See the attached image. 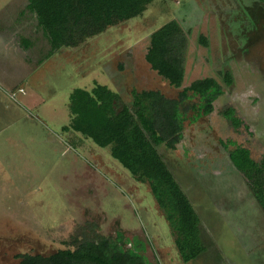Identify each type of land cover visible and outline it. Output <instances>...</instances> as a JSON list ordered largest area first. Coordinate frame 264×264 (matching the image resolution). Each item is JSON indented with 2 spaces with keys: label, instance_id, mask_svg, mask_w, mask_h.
Returning <instances> with one entry per match:
<instances>
[{
  "label": "rangeland",
  "instance_id": "1",
  "mask_svg": "<svg viewBox=\"0 0 264 264\" xmlns=\"http://www.w3.org/2000/svg\"><path fill=\"white\" fill-rule=\"evenodd\" d=\"M28 3L0 0V126L17 119L12 131L0 135V264L67 249L65 243L89 224L106 237L121 230L146 242L150 264H264V210L222 145L235 142L257 162L264 157V0H156L141 16L96 35L85 19L73 29L72 45L63 46L37 75L51 47L26 11ZM172 21L187 38L180 89L145 60L151 35ZM5 41L17 46V55ZM207 78L225 91L215 112L187 121L177 150L158 148L201 220L207 251L184 263L149 184L137 182L110 148L62 127L71 123V93L90 90L95 82L112 87L132 108L134 92L157 91L176 100ZM16 85L37 91L44 102L30 107L24 96L3 95H13L9 89ZM228 108L242 123L238 129L222 115ZM108 158L119 168L107 164Z\"/></svg>",
  "mask_w": 264,
  "mask_h": 264
},
{
  "label": "trees",
  "instance_id": "2",
  "mask_svg": "<svg viewBox=\"0 0 264 264\" xmlns=\"http://www.w3.org/2000/svg\"><path fill=\"white\" fill-rule=\"evenodd\" d=\"M156 0H29L27 11L35 16L38 28L47 39L51 57L63 46L72 45L73 29L87 19L91 35L102 32L144 14ZM204 46L207 40L201 39ZM26 49L31 42L24 40ZM187 38L176 21L169 22L151 35L146 63L175 89L185 81ZM232 86L230 73L224 79ZM225 94L215 79L194 82L178 99L166 98L157 91L134 92L132 108L123 104L119 94L96 85L91 91L75 89L70 95L71 123L63 131H73L92 140L102 149L110 148L117 160L139 183H148L175 237V246L184 263L192 262L206 251L201 220L188 197L175 180L158 148L170 151L184 138V125L194 124L215 112V102ZM197 100L194 105L188 102ZM189 111L194 113L189 118ZM234 129L242 123L235 110L222 112ZM229 159L241 172L254 197L264 210V157L255 161L250 150L235 142H222ZM235 147L229 150V147ZM67 249L44 255L23 254L17 264H150L145 253L147 243L137 237L130 239L118 230L106 237L99 227L87 225L65 243Z\"/></svg>",
  "mask_w": 264,
  "mask_h": 264
},
{
  "label": "crops",
  "instance_id": "3",
  "mask_svg": "<svg viewBox=\"0 0 264 264\" xmlns=\"http://www.w3.org/2000/svg\"><path fill=\"white\" fill-rule=\"evenodd\" d=\"M3 6V5H2ZM1 6V7H2ZM27 6H28V4H27ZM27 6H26V9H27ZM0 7V8H1ZM27 11V10H26ZM28 12V11H27ZM23 14H25V13H22V15ZM1 34V33H0ZM24 40H27V41H30V40H28V39H24ZM23 40V41H24ZM6 42V46L8 47V49L10 50H15V55H17L18 53H17V46L16 45H12V44H10L9 42H7V41H5ZM31 42V41H30ZM23 44V43H22ZM32 44V43H31ZM32 46V45H31ZM25 48V47H24ZM26 49V48H25ZM64 48L62 47V48H60L57 52H55L51 57H49V58H47V56L49 55V52L47 53V55H46V57L44 58V59H40V61H39V64H38V67H40V68H38V70H34V72H33V74H35V75H37L38 73H39V69H42L44 66H46L47 64H48V62L49 61H51L53 58H54V56L56 55V54H61V50H63ZM94 82H95V80H94ZM96 85H100V84H98L97 82H95L94 83V87H92L90 90H87V91H91V90H93L94 88H95V86ZM25 85H21V86H12V87H10V89L9 90H11V92L13 93V95H10V93L8 92V91H6L5 90V92L3 93V95L4 96H7L8 98L10 97V98H12V96H14L15 97V100L17 99V97L18 96H24L25 97V99H24V102H25V104L26 105H28L29 104V106L30 107H35V106H38V105H40L41 103H43L44 102V100L42 99V97L37 93V91L35 92V91H28L25 87H24ZM101 86H104V85H101ZM105 87H107L108 89H110L108 86H105ZM3 89H5V88H3ZM78 89H80V88H78ZM7 90H8V88H7ZM84 90H86V89H84ZM111 91H113L112 90V87H111V89H110ZM114 92V91H113ZM9 98V99H10ZM13 99V98H12ZM11 100V99H10ZM14 100V99H13ZM6 108L8 109V107L6 106ZM7 109H3L4 111V113L7 111ZM8 111H9V109H8ZM7 114H10L9 112H7ZM11 118V117H10ZM16 120L17 119H15V117L14 118H11V119H9V122H7L6 124H8V125H6L7 127H5V128H3V127H1L0 126V135L2 134H5L7 131L9 132L10 130L12 131L13 129L11 128L12 127V124L13 125H15V123H16ZM72 120V119H71ZM70 125V124H69ZM69 125H66L65 127H68ZM63 128L64 127H62V131H63ZM16 130V129H15ZM14 130V131H15ZM65 132V131H64ZM70 132V131H69ZM11 133V132H10ZM10 137L9 136H7V139H9ZM47 142V141H46ZM8 144H10V143H8L7 142V145ZM108 156V155H107ZM112 156V155H111ZM117 161V160H116ZM106 162H107V164H110V165H114V166H116V167H118L119 168V166L116 164V163H111L110 162V160H109V158L106 160ZM118 162V161H117ZM119 163V162H118ZM123 167V166H122ZM124 168V167H123ZM125 169V168H124ZM126 170V169H125ZM128 171V170H127ZM123 172V171H122ZM129 172V171H128ZM130 173V172H129ZM180 255V254H179ZM181 257V256H180Z\"/></svg>",
  "mask_w": 264,
  "mask_h": 264
}]
</instances>
